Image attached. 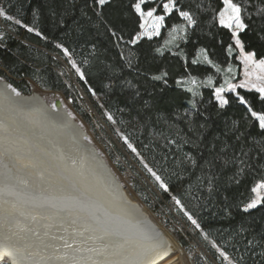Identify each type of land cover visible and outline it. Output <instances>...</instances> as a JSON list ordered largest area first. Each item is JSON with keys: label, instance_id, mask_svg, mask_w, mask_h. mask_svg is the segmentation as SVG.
<instances>
[{"label": "trees", "instance_id": "16d2710c", "mask_svg": "<svg viewBox=\"0 0 264 264\" xmlns=\"http://www.w3.org/2000/svg\"><path fill=\"white\" fill-rule=\"evenodd\" d=\"M134 2L108 0L101 6L97 0H0V11L34 29L28 32L0 16V80L19 94H31L35 85L61 93L73 101L84 121L101 119L120 144L122 151L108 138L116 153L130 158L144 175L136 173L150 195L146 202L151 209L174 219L169 213L173 211L182 223L179 241L194 264H229L221 252L231 264H264V205L242 210L255 197L251 188L264 180V133L246 131L241 124L243 135L237 140L233 122L241 120V112L231 104L220 108L215 100V88L225 79L231 81L228 67H240L238 49L233 46L232 54L227 52V45H234L230 33L212 20L219 0H177L182 8L195 11L199 21L189 29L187 42L169 35L172 25L182 23L173 13L159 36L133 45L128 41L142 31ZM239 2L249 25L241 33L245 50L264 59V13L258 11L264 9V0ZM201 48L221 72L205 62ZM56 57L66 63L70 75ZM163 72L168 74L164 79H152ZM208 77L213 87L204 85ZM191 78L196 85L191 86ZM238 91L254 105L264 103L256 91ZM81 94L93 105L94 116L78 106ZM241 159L250 167L237 175ZM193 241L201 244V252L189 247Z\"/></svg>", "mask_w": 264, "mask_h": 264}, {"label": "bare ground", "instance_id": "6f19581e", "mask_svg": "<svg viewBox=\"0 0 264 264\" xmlns=\"http://www.w3.org/2000/svg\"><path fill=\"white\" fill-rule=\"evenodd\" d=\"M0 107V259L13 252V264L188 262L178 242L95 149L80 148L82 131L64 113L49 126L22 107L15 113ZM30 138L45 142L44 152ZM45 153L66 168L72 183L58 178ZM114 207L135 227L120 222Z\"/></svg>", "mask_w": 264, "mask_h": 264}, {"label": "snow or ice", "instance_id": "6c2138e0", "mask_svg": "<svg viewBox=\"0 0 264 264\" xmlns=\"http://www.w3.org/2000/svg\"><path fill=\"white\" fill-rule=\"evenodd\" d=\"M107 2L108 0H97V3L101 6H103ZM219 3L220 8L213 13L212 20L216 22L220 28L226 29L230 33L229 39L234 42V45L232 43L227 45L228 54H232L233 46H235L239 50V55L242 59L243 64L245 65V77L247 78L255 74L248 70L249 66H252L260 73L259 75H256V79L262 82L259 86H257L256 84L249 85L246 79L244 83L236 85L231 84L227 79H225L224 84L226 85V87H216L214 90L215 100L217 101L220 108H225L227 106H230L231 104L241 112V120L233 122L235 126L233 129V131L235 132V138L237 140H240L241 136L243 135V132L240 130L241 124L243 125V129L246 131L250 132L251 129L255 128L260 133H264V103L254 105L250 98H247L246 95L241 94L237 90L238 88L246 89L248 91L255 89V91L260 94L259 99L261 101H264V59H260L257 61L256 53L254 51L245 50V43L241 39V33L248 30L249 25L245 23L244 16L242 15V13H246V9L241 5L239 0H219ZM146 5H148V7H145ZM197 7L199 8L200 5L198 4ZM132 9L134 13L139 17V27L140 29H142V31L138 32L128 41V43L133 45L138 43L145 37L151 40L154 36H159L161 30L168 27V25L166 24V20L168 17L173 16V13H175L176 16L179 17L180 21H182V23L180 24L171 26L169 35L172 36L175 40H183L184 42H187L189 29H195L199 22L197 19V13L191 8H182L177 3V0H135V2L132 4ZM258 11L260 13H264V9H259ZM248 15L249 18H251V14ZM0 16L4 17L8 21L14 20L11 15H8L3 11H0ZM14 23L26 28L28 32L34 31L32 27L22 24L19 19H15ZM181 33L183 35H179ZM35 34L37 36H41V38H46L43 37L42 33L38 31ZM113 35L115 36L116 33L113 32ZM261 39H264V36H262ZM176 46L178 47L179 45L177 44ZM64 51L65 55H68L67 49H65ZM157 51H160L161 54H163L160 49H157ZM199 51L204 54L205 62L208 65H211V67L214 68L217 72L222 71L221 67L218 64L213 63L211 59L207 58V52L204 48H201ZM192 63L197 64L200 63V61L192 60ZM73 66L75 67L74 62ZM79 71L80 69L77 68V72ZM232 71L233 69L231 67L227 69L228 73H231ZM167 75V72H163L161 75L153 76L152 79L162 80ZM189 83L196 85L197 81L195 78H191ZM214 83L215 82L212 80V78L208 77L207 81L204 82V85L206 87H213ZM12 90L14 92L16 91V89L14 88ZM187 91L191 92L193 96L196 95L192 88H188ZM225 92L232 93L233 95L231 97H226L224 95ZM16 94L19 95V92H17ZM129 147L131 148L132 146L129 145ZM132 151L135 152L136 149L132 148ZM225 163H228V161H225ZM240 164L242 165V167L239 168L237 175L243 174L245 171V167H250L249 165H246V162L243 159L240 160ZM145 167L147 168V165H145ZM148 171L152 174L156 181L160 183V187L165 192H168V186L161 180L160 176L156 175L155 172H152L150 168L148 169ZM251 192L255 193V197L252 198L250 202H248L243 207L242 210L244 212H248L249 210L255 209L260 205H264V180H261L260 182L255 184V186L251 188ZM173 199H175V197H173ZM176 203L179 205L180 201L176 200ZM185 215H187V213H185ZM188 218L192 221L193 224H196V221L192 219L191 216H188ZM197 227H199L198 224ZM220 255L223 256L225 260L228 259L225 253L221 252ZM229 264H231L230 261Z\"/></svg>", "mask_w": 264, "mask_h": 264}, {"label": "rangeland", "instance_id": "374dc122", "mask_svg": "<svg viewBox=\"0 0 264 264\" xmlns=\"http://www.w3.org/2000/svg\"><path fill=\"white\" fill-rule=\"evenodd\" d=\"M61 62H62V66L64 67L63 70H65L67 74L70 75L69 69L66 63H64L62 60ZM238 62L240 64V67L229 66L233 69V71L229 73V76H227L231 80L229 82L231 84L239 85L241 83H244L245 80L247 79L249 85L256 84L257 86H259L262 82L256 79V75H259L260 73L252 66H249L248 70L255 74L246 78L244 75L245 65L243 64L240 55L238 57ZM192 85L193 84H191V86ZM222 86L226 87L225 84ZM252 91H255V89H253ZM33 92L41 94L44 97L45 102H47V105L50 106L51 108L55 107L56 101L62 102L63 107L68 112L69 116L81 127L83 132L86 134V141L97 149L98 154L105 160L108 167L115 174L117 179L121 181V183L126 188H130L137 195L141 203L153 213V215L160 221L163 227L178 242V244L184 250L188 258V262H186L185 264H194L193 255L189 252L187 248L183 247L179 241L178 233H182L183 231L182 223L180 222V220L178 219V217L175 215L173 211H169V213L173 215L172 217L174 219L168 217V213L165 211H161V213L159 214V213H155L151 209V207L148 205V202L150 201H149V198L147 197L150 195L147 190H144L142 181L139 179L136 173L139 172L142 176L144 175L141 173L137 165L134 162H132L130 158L127 157V160H125L124 158H122L120 155L116 153V151L113 148L112 142H110V140L113 141V143H115L118 149L121 150V147H120V144L117 142L116 136L110 131L109 127L101 119L99 120L97 116H95L96 118L94 119L93 123L84 121L83 118L79 115L77 108L74 106L73 101L68 100L61 93L45 91V90L40 89L36 85L34 87ZM226 93L228 92H225V94ZM77 104L83 109L88 110L89 113L93 114V116L95 115L93 105L91 104L90 101L87 100L84 94H81V101ZM137 184L140 187H142L143 191H145L144 192L145 194L143 192L141 193V191L137 189V186H136ZM150 199L153 200V198H150ZM146 200L148 202H146ZM189 247L193 248L194 252L196 251L197 253L202 251V248H201L202 246L197 241H193L189 243ZM227 261H230V260L227 259ZM2 264H7V263L4 262Z\"/></svg>", "mask_w": 264, "mask_h": 264}, {"label": "water", "instance_id": "95a60500", "mask_svg": "<svg viewBox=\"0 0 264 264\" xmlns=\"http://www.w3.org/2000/svg\"><path fill=\"white\" fill-rule=\"evenodd\" d=\"M12 89L13 88L11 87V85L9 84L8 81H6V80H0V104H1L0 106H5L7 108L6 109L7 111H10L11 110V112H13V113H15V111H13V110H15V109L18 110V109H20V107H22L21 110H25L24 111V114H27L29 112H32L34 114L36 113L38 115L37 117L41 120V122H46L44 124L48 125V121H49L50 122L49 123V126L52 125L51 122H53V118L56 117L57 115L61 114V112H62V113H64V116L67 117V120L69 121V123L72 122L77 127H79V129L82 131V140H81L82 143H80V145H79L80 148L82 150H85L87 148L89 151H90V149H92V150L95 149V151L98 153L97 149L93 145L89 144L86 141V134L83 132V130L81 129V127L69 116L68 112L64 109L63 104H62L61 101H56L55 107L54 108H51L45 102L44 97L41 94H39V93L33 92V93L29 94V95H26V94H19V95H17L16 94L17 92L16 91L14 92ZM2 108L0 110H2ZM17 116H21V115H17ZM28 116H30V115H28ZM40 120H38V121H40ZM41 124H43V123H41ZM39 134H40V132H39ZM58 134H62V136H64L63 135L64 134L63 131H60ZM31 141L32 142H30V143L36 149H38L39 152L44 150L42 146H44V147L46 146V143L45 142H43L42 145H40L39 142H35V140H32L31 139ZM83 148H85V149H83ZM52 152H53V150L51 149V153ZM46 156L49 158V161L51 160V166L55 170V172H57L58 178H61L62 180H66V181H69V182L72 183V181H71V178L72 177L68 173V171L66 170V168H64V169L60 168V167H62V165L59 164L58 162H56L54 159L52 160L50 158L49 154L48 155L46 154ZM103 161L105 162L104 159H103ZM56 163H57V169L54 168V165ZM67 164L69 166H71L70 165V162H67ZM64 167H65V165H64ZM0 172H2V168L1 167H0ZM1 177L3 178V174H0V178ZM4 177H5V175H4ZM76 181L78 182L77 178H76ZM82 185L84 187H86L84 184H82ZM114 208H115L116 215L120 216V220H121L120 222H123L124 225H126V227H128V228L131 227V226L132 227H135V226H133V224L129 220V218L123 219L124 215L122 214L121 208H119V207H114ZM123 213H125V212H123ZM134 214H137L138 215V213H136V212ZM152 228L154 229L155 232H157V229H155V227L152 226ZM132 233H133V235H134V233H136L135 232V228H134V231ZM138 235H140V234H138ZM1 246L2 245L0 244V247ZM10 254H11V256H10V259H9L8 258L9 256H7V254L4 253V257L2 259H0V264H2L4 262H6L7 264H13V262H10V261H12V258H14V260H15V255H14L13 252H11ZM6 259H8L9 261H4ZM15 262H16V260H15Z\"/></svg>", "mask_w": 264, "mask_h": 264}]
</instances>
